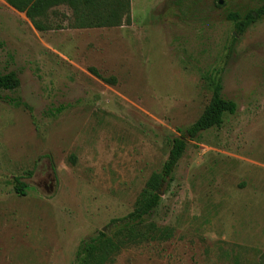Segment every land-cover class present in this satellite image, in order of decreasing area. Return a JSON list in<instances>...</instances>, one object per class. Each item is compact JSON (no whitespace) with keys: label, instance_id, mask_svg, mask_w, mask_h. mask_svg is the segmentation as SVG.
Returning a JSON list of instances; mask_svg holds the SVG:
<instances>
[{"label":"rangeland","instance_id":"obj_1","mask_svg":"<svg viewBox=\"0 0 264 264\" xmlns=\"http://www.w3.org/2000/svg\"><path fill=\"white\" fill-rule=\"evenodd\" d=\"M129 2L128 25L72 29L58 7L47 23L61 29L39 33L0 0V75L20 81L0 97L28 107L0 101V264H82L100 233L117 244L112 222L134 211L174 138L185 151L141 225L172 237L104 264H260L264 16L237 36L228 15L256 17L264 0ZM217 76L237 111L192 139Z\"/></svg>","mask_w":264,"mask_h":264},{"label":"trees","instance_id":"obj_2","mask_svg":"<svg viewBox=\"0 0 264 264\" xmlns=\"http://www.w3.org/2000/svg\"><path fill=\"white\" fill-rule=\"evenodd\" d=\"M10 8L21 13L29 21L32 28L39 33L54 29L47 23L49 12L58 8L66 7L71 12L69 28L72 29H100L115 28L124 24L128 25L129 0H3ZM219 5H217L218 7ZM253 13L247 14L243 19L238 13H230L228 19L232 22L235 35H242L246 29L257 19L264 16V3ZM90 72L99 77L94 69ZM100 78V77H99ZM104 82L108 80H103ZM114 83V80H110ZM20 86V81L15 73L0 75V92L16 91ZM211 100L208 107L198 120L187 129V134L196 138L199 134L213 128H220L224 116L234 115L237 111L235 102L222 97L221 81L217 77L209 80ZM5 100L15 108L22 107L28 109L27 105L20 100H8L0 97V101ZM186 148V143L182 138H174L171 141L168 158L164 162L159 173H153L145 184V189L140 195L133 212L126 217L114 220L112 223L116 229L114 238H106L104 233H100L98 238L89 240L83 244L78 251V257L82 264H104L113 251H118L133 242L147 240H161L172 237L171 230H164L151 225L149 230L141 229L143 218L152 214L160 203L159 191L163 185L171 180L172 172L178 161L182 157ZM14 192L17 196H25L26 185L20 182L19 178L14 179ZM85 253V256H81ZM264 256V254H263ZM264 259V257H263ZM264 264V260L260 263Z\"/></svg>","mask_w":264,"mask_h":264},{"label":"crops","instance_id":"obj_3","mask_svg":"<svg viewBox=\"0 0 264 264\" xmlns=\"http://www.w3.org/2000/svg\"><path fill=\"white\" fill-rule=\"evenodd\" d=\"M4 2V1H3ZM5 3V2H4ZM6 4V3H5ZM7 5V4H6ZM8 6V5H7ZM9 7V6H8ZM10 8V7H9ZM12 9V8H11ZM12 10H14V9H12ZM15 11V10H14ZM16 12V11H15ZM18 13V12H17ZM19 14H21V13H19ZM23 15V14H22ZM24 16V15H23Z\"/></svg>","mask_w":264,"mask_h":264},{"label":"water","instance_id":"obj_4","mask_svg":"<svg viewBox=\"0 0 264 264\" xmlns=\"http://www.w3.org/2000/svg\"><path fill=\"white\" fill-rule=\"evenodd\" d=\"M221 3H222V2L220 1L219 4L221 5ZM253 16H254V15H253ZM159 195H160V193H159Z\"/></svg>","mask_w":264,"mask_h":264}]
</instances>
